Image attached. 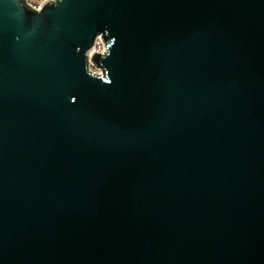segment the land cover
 I'll use <instances>...</instances> for the list:
<instances>
[{"label": "water", "instance_id": "obj_1", "mask_svg": "<svg viewBox=\"0 0 264 264\" xmlns=\"http://www.w3.org/2000/svg\"><path fill=\"white\" fill-rule=\"evenodd\" d=\"M0 264H264V0H0Z\"/></svg>", "mask_w": 264, "mask_h": 264}, {"label": "built area", "instance_id": "obj_2", "mask_svg": "<svg viewBox=\"0 0 264 264\" xmlns=\"http://www.w3.org/2000/svg\"><path fill=\"white\" fill-rule=\"evenodd\" d=\"M26 3L28 4V6H30L31 8L35 9V10H40V8L47 2L49 1H52L54 2L55 0H25ZM106 53V46L102 40V38H98L96 40V43H95V48L93 50V53L91 54V57L94 55V54H100V55H105ZM90 67H91V70L93 72H96L97 75H102V71L101 69L97 68V66L91 62L90 64Z\"/></svg>", "mask_w": 264, "mask_h": 264}, {"label": "clouds", "instance_id": "obj_3", "mask_svg": "<svg viewBox=\"0 0 264 264\" xmlns=\"http://www.w3.org/2000/svg\"><path fill=\"white\" fill-rule=\"evenodd\" d=\"M106 34V35H108V33L107 32H99V33H97L96 34V36H95V38L97 37V35L98 34ZM94 38V39H95ZM112 41V43L111 44H114L115 43V40L114 39H112L111 40ZM92 46H93V43H92ZM91 46V47H92ZM89 50V49H88ZM88 50L86 51V52H88ZM110 55V50H109V52H108V55H107V57ZM106 57V58H107ZM91 64V60H89V65ZM105 69V68H104ZM86 72H87V74L91 77V78H94V79H99L100 81H102V82H104V83H108V84H110L111 83V81H110V79H109V72L105 69V72H106V76H102L101 78H97V73L96 72H93L92 70H91V67H88V68H86Z\"/></svg>", "mask_w": 264, "mask_h": 264}]
</instances>
